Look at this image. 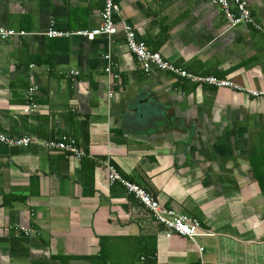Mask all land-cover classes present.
Returning <instances> with one entry per match:
<instances>
[{
  "label": "crops",
  "instance_id": "obj_1",
  "mask_svg": "<svg viewBox=\"0 0 264 264\" xmlns=\"http://www.w3.org/2000/svg\"><path fill=\"white\" fill-rule=\"evenodd\" d=\"M116 1L119 32L90 39L43 33L98 28L103 0H0V26L40 33L0 39L1 131L39 142L67 135L86 152L0 141V264H147L139 257L151 254L154 264H264V95L244 90H264V0H248L262 29L229 27L212 0ZM123 21L174 65L239 87L144 72ZM107 53L120 79L110 81ZM33 85L39 107L25 113ZM106 160L167 208L198 217L197 245L166 238L110 182Z\"/></svg>",
  "mask_w": 264,
  "mask_h": 264
},
{
  "label": "built area",
  "instance_id": "obj_2",
  "mask_svg": "<svg viewBox=\"0 0 264 264\" xmlns=\"http://www.w3.org/2000/svg\"><path fill=\"white\" fill-rule=\"evenodd\" d=\"M216 5H219L224 12L229 27H234L240 24H249L255 29H262V26L257 22L254 17L253 11L250 7L248 0H212ZM120 13V4L116 0H103V8L101 12V24L98 28L92 30H79V31H63L57 29L54 25L50 26L43 34L47 37H71L82 36L84 38L94 39L98 35L113 36L120 30L119 24L116 20V15ZM122 29L125 34L126 44L129 51L135 56L142 70L146 73L157 69L164 72H169L174 77H182L193 82L209 83L218 87H239L230 80L220 79L215 76H203L191 73L184 68L178 67L170 60L166 59L160 51L151 50L147 44L138 38L135 27L127 22L123 21ZM33 34H40L38 32L28 33L26 31H17L12 28L0 26V39L6 40L15 36H27ZM104 59L107 61L105 71L109 75L110 81L112 78L120 79L121 73L118 70V64L112 61L110 53L104 55ZM75 74V71H72ZM37 85L31 86L30 94L26 105L23 107L25 113H32L39 107L38 102L35 100L34 92L37 90ZM242 89V88H241ZM244 90L253 96L264 95V90L244 88ZM113 96V92L109 91V97ZM0 141L9 146H22L28 147L35 141L39 142L38 138H35L31 134H25L19 137H11L6 135L0 129ZM42 146L48 150H59L63 152L67 157L83 158L86 156V152L80 146H78L75 140L67 135L62 136L60 139H45L39 142ZM105 167L108 171V178L111 183H122L128 193L134 194L142 205L150 212V215L156 223L161 225L165 229V237L171 238L173 235L178 234L180 236L190 239L197 245L196 237L198 233L203 229V224L198 217H194L188 214L179 213L173 208H167L152 194L146 191L139 184L132 182L123 177L117 170L114 164L110 160L105 161ZM199 250H204V247L199 246ZM155 258L156 255L151 256ZM150 257L142 256L141 260L146 261Z\"/></svg>",
  "mask_w": 264,
  "mask_h": 264
},
{
  "label": "trees",
  "instance_id": "obj_3",
  "mask_svg": "<svg viewBox=\"0 0 264 264\" xmlns=\"http://www.w3.org/2000/svg\"><path fill=\"white\" fill-rule=\"evenodd\" d=\"M128 180H129V178H128ZM130 194H132V193H130ZM134 195V194H133ZM137 198V197H136ZM153 223V222H152ZM154 224L156 225V226H158L159 224L158 223H156V222H154ZM161 226V225H160ZM163 228V227H162ZM147 240V239H146ZM150 251V250H149ZM152 252V251H151ZM151 256H154V254H151V255H148V256H146V257H150L149 259H147L146 260V263L147 264H154L155 263V261H154V258H152ZM141 257H139V259H140ZM142 263V262H141Z\"/></svg>",
  "mask_w": 264,
  "mask_h": 264
}]
</instances>
